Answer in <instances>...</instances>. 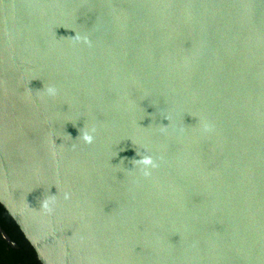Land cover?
<instances>
[{"label": "water", "instance_id": "95a60500", "mask_svg": "<svg viewBox=\"0 0 264 264\" xmlns=\"http://www.w3.org/2000/svg\"><path fill=\"white\" fill-rule=\"evenodd\" d=\"M0 205L40 264H264V0H0Z\"/></svg>", "mask_w": 264, "mask_h": 264}, {"label": "trees", "instance_id": "16d2710c", "mask_svg": "<svg viewBox=\"0 0 264 264\" xmlns=\"http://www.w3.org/2000/svg\"><path fill=\"white\" fill-rule=\"evenodd\" d=\"M0 228L15 243L12 247L0 232V264H40L34 250L1 205Z\"/></svg>", "mask_w": 264, "mask_h": 264}, {"label": "clouds", "instance_id": "9594fccd", "mask_svg": "<svg viewBox=\"0 0 264 264\" xmlns=\"http://www.w3.org/2000/svg\"><path fill=\"white\" fill-rule=\"evenodd\" d=\"M74 39H78L75 37ZM85 43H88V41L85 39ZM46 94L50 97L56 95V89L54 87H47ZM78 138L85 144H92L94 143L95 136L93 131H86L82 130L79 133ZM140 158L138 160H134L132 163V168H138L143 176L145 178L149 177L151 175V170L156 166L151 156H139ZM132 170V169H131ZM129 170V171H131ZM45 208L48 207V203L45 202L44 205Z\"/></svg>", "mask_w": 264, "mask_h": 264}, {"label": "flooded vegetation", "instance_id": "af4514ba", "mask_svg": "<svg viewBox=\"0 0 264 264\" xmlns=\"http://www.w3.org/2000/svg\"><path fill=\"white\" fill-rule=\"evenodd\" d=\"M2 230V229H1ZM12 246V245H11ZM12 247H15V246H12Z\"/></svg>", "mask_w": 264, "mask_h": 264}]
</instances>
